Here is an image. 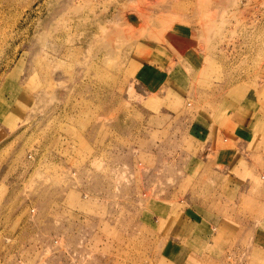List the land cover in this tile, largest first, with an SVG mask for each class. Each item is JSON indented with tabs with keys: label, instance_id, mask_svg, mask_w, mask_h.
<instances>
[{
	"label": "rangeland",
	"instance_id": "374dc122",
	"mask_svg": "<svg viewBox=\"0 0 264 264\" xmlns=\"http://www.w3.org/2000/svg\"><path fill=\"white\" fill-rule=\"evenodd\" d=\"M263 82L264 0H0V264H162L194 217V264H264V132L240 195L190 130Z\"/></svg>",
	"mask_w": 264,
	"mask_h": 264
},
{
	"label": "crops",
	"instance_id": "0c3cea01",
	"mask_svg": "<svg viewBox=\"0 0 264 264\" xmlns=\"http://www.w3.org/2000/svg\"><path fill=\"white\" fill-rule=\"evenodd\" d=\"M187 48L186 46H179L178 52H184ZM168 52L171 51L168 50ZM159 70L160 67L155 65L146 66L142 73L137 74L136 82L143 85L148 91L150 89L148 85L152 84L153 78L160 76V73V84L168 80L171 81V84L174 81L178 84H185L183 74L176 73L173 76H169L170 72L168 73V70L164 69L161 72ZM262 86H264V82ZM254 99L255 101H252L248 98L245 106H241L235 112H228L225 116L226 119L224 118V122H222V119H217V111L212 113L205 110L203 112L205 114L202 115L196 112L190 124V130L195 137L194 144L198 148V156L196 158L198 163H203L204 165L211 164L215 170L214 175H212L215 177V182L228 180V182H231L228 188L229 191H237L240 195L248 191L255 180V176H248L249 170L255 164L252 157L255 154L248 152L250 144L254 141V137L257 136L259 138L258 134L264 132L262 124L264 123V97L259 98V96H255ZM254 102L258 103L257 111L251 108V104ZM200 117L204 119L200 120ZM208 156H212V159H208ZM220 167H224L223 173L220 172ZM199 175L201 176L202 173ZM242 180L245 181L242 182ZM158 223L155 222V224ZM205 225L202 219L195 217L189 219L188 222L184 220L181 223L179 221L172 224L171 228L174 230L176 236L161 235L158 237V240H160L158 243H161L163 246L159 259L162 264H194L196 260L200 261L202 256L195 248L198 242H195L193 238L200 227H207ZM168 226L169 222L167 221L166 227L169 228ZM180 230L183 231L181 232ZM59 241H62V239H59ZM191 245H194V247L189 248ZM46 256V253H42L39 256L38 264L45 263L46 260L49 261L48 264L51 261H55V254L52 253ZM70 259L72 258L70 257ZM113 262L117 263L116 260Z\"/></svg>",
	"mask_w": 264,
	"mask_h": 264
},
{
	"label": "bare ground",
	"instance_id": "6f19581e",
	"mask_svg": "<svg viewBox=\"0 0 264 264\" xmlns=\"http://www.w3.org/2000/svg\"><path fill=\"white\" fill-rule=\"evenodd\" d=\"M138 18H140L138 15H136ZM131 18L132 19H135L133 16H131ZM138 20H140V19H138ZM133 21V20H132ZM133 22H135V21H133Z\"/></svg>",
	"mask_w": 264,
	"mask_h": 264
},
{
	"label": "water",
	"instance_id": "95a60500",
	"mask_svg": "<svg viewBox=\"0 0 264 264\" xmlns=\"http://www.w3.org/2000/svg\"><path fill=\"white\" fill-rule=\"evenodd\" d=\"M132 19V18H131Z\"/></svg>",
	"mask_w": 264,
	"mask_h": 264
}]
</instances>
